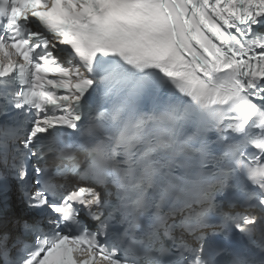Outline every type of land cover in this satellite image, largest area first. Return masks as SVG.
Segmentation results:
<instances>
[{
  "label": "snow or ice",
  "instance_id": "obj_1",
  "mask_svg": "<svg viewBox=\"0 0 264 264\" xmlns=\"http://www.w3.org/2000/svg\"><path fill=\"white\" fill-rule=\"evenodd\" d=\"M0 264H264V0H0Z\"/></svg>",
  "mask_w": 264,
  "mask_h": 264
}]
</instances>
